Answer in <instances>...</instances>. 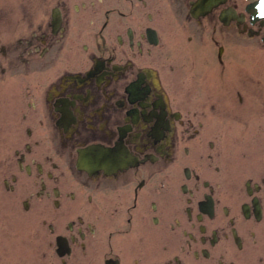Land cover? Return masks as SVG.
Listing matches in <instances>:
<instances>
[{"label":"flooded vegetation","instance_id":"flooded-vegetation-1","mask_svg":"<svg viewBox=\"0 0 264 264\" xmlns=\"http://www.w3.org/2000/svg\"><path fill=\"white\" fill-rule=\"evenodd\" d=\"M257 2L17 7L0 174L32 242L11 264H264Z\"/></svg>","mask_w":264,"mask_h":264},{"label":"rangeland","instance_id":"rangeland-1","mask_svg":"<svg viewBox=\"0 0 264 264\" xmlns=\"http://www.w3.org/2000/svg\"><path fill=\"white\" fill-rule=\"evenodd\" d=\"M28 1L31 0H0V26H1L0 29L2 35L5 36L9 35V33L12 31V29L15 26V21L18 15L20 17L21 10L20 7L19 8L17 7L24 4V2L26 3ZM5 150L6 149H0V156L2 155V151ZM10 195L11 194L5 192L2 189L1 174H0V243L1 245H3V243L7 241L11 243L15 242L13 244V248H14L13 256L11 252L12 250L9 248L10 246H8V249L10 250L6 249V252H4L5 249L2 250L3 260L8 261L3 264H11L15 256L18 258L20 257V251L25 250L21 246V243L32 242L30 240L31 239L30 234H28V236L25 234L23 235V232L25 231V227L27 226V224L25 222L24 223L22 222V220L24 221V218L22 217L25 215L26 218L27 215L29 214L25 213L21 207H17V204L15 205L13 201H11ZM16 217H18V219L14 221V218ZM35 227L36 225L33 224L34 229ZM17 252H18V256L16 255ZM18 261L20 262V260L16 259V261L13 262V264H16Z\"/></svg>","mask_w":264,"mask_h":264},{"label":"water","instance_id":"water-1","mask_svg":"<svg viewBox=\"0 0 264 264\" xmlns=\"http://www.w3.org/2000/svg\"><path fill=\"white\" fill-rule=\"evenodd\" d=\"M253 11L254 13H258L259 15H262L264 17V7H262V0L259 1V5L255 6V8L253 7Z\"/></svg>","mask_w":264,"mask_h":264},{"label":"snow or ice","instance_id":"snow-or-ice-1","mask_svg":"<svg viewBox=\"0 0 264 264\" xmlns=\"http://www.w3.org/2000/svg\"><path fill=\"white\" fill-rule=\"evenodd\" d=\"M262 7H264V0H262Z\"/></svg>","mask_w":264,"mask_h":264}]
</instances>
